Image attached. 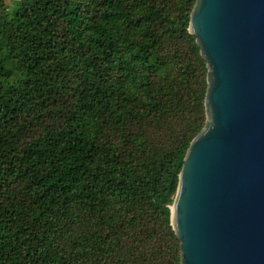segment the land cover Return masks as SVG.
Wrapping results in <instances>:
<instances>
[{
    "label": "trees",
    "instance_id": "obj_1",
    "mask_svg": "<svg viewBox=\"0 0 264 264\" xmlns=\"http://www.w3.org/2000/svg\"><path fill=\"white\" fill-rule=\"evenodd\" d=\"M196 0H0V264H181L206 121Z\"/></svg>",
    "mask_w": 264,
    "mask_h": 264
},
{
    "label": "water",
    "instance_id": "obj_2",
    "mask_svg": "<svg viewBox=\"0 0 264 264\" xmlns=\"http://www.w3.org/2000/svg\"><path fill=\"white\" fill-rule=\"evenodd\" d=\"M189 31L207 118L170 206L181 264H264V0H196Z\"/></svg>",
    "mask_w": 264,
    "mask_h": 264
},
{
    "label": "rangeland",
    "instance_id": "obj_3",
    "mask_svg": "<svg viewBox=\"0 0 264 264\" xmlns=\"http://www.w3.org/2000/svg\"><path fill=\"white\" fill-rule=\"evenodd\" d=\"M16 0H4V3L7 7H12Z\"/></svg>",
    "mask_w": 264,
    "mask_h": 264
}]
</instances>
